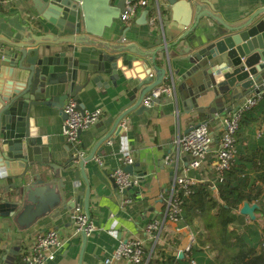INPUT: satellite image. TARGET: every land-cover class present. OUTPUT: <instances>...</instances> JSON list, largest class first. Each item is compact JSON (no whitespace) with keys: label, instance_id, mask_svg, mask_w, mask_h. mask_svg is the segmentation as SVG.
I'll return each mask as SVG.
<instances>
[{"label":"crops","instance_id":"1","mask_svg":"<svg viewBox=\"0 0 264 264\" xmlns=\"http://www.w3.org/2000/svg\"><path fill=\"white\" fill-rule=\"evenodd\" d=\"M147 1L148 5L145 7L136 2V12L128 23L117 19L111 28H105L101 38L87 36L88 39L98 41L99 44L109 45H117L120 41L121 45H125L134 54H138L141 50H153L156 47L157 37L162 36L158 17L163 14L164 38L167 42H171L173 36L179 35L181 31L170 26L168 1ZM209 1L214 6V14L225 23L243 18L246 12H253L264 5V0ZM202 8L209 9V6L204 3ZM144 11L147 12L145 17H142ZM34 16L36 13L29 0H0V43H3L4 40L12 41L14 35L15 40L19 39L18 32L26 31L27 25H30L32 33L40 35L42 32L39 20L32 19ZM203 21L216 26L215 21L211 19L205 18ZM92 45V42L82 43L76 45L75 48L79 52L82 47ZM177 48L179 46L175 49ZM171 60L173 71L180 67L174 73L175 81L180 82L181 75L188 69V64L185 61L175 62L173 58ZM151 73L153 81L156 80L159 73L153 69ZM163 81V83H169L167 80ZM199 83H201V76L197 77L193 87H191L192 84L187 86V95L182 89L177 88L171 97L165 96L160 102H154L152 106L148 105L147 110L138 113H135V110L129 111L124 115L126 128L119 131L118 134L112 130L123 113L122 106L128 101L125 89L129 87L126 84H120L117 87L110 85L105 90L103 87L89 85L91 96L86 95L84 91L79 92L84 111H93L97 108L102 110L98 121L80 133L82 148L86 156L93 152L95 145L101 139L111 137V143L107 146L102 142L101 149L96 150L93 158L86 161L82 169L78 168V180H74L73 176L74 168L77 167H72L65 173L62 172V168L71 156V148L62 135L63 117L60 107L54 104L33 107L31 117L34 126L39 135L48 137L50 140L49 161L56 165L58 170L54 172L48 164L38 162L32 163L29 170L28 168L24 170L23 164L19 161L7 162L4 167L7 177H0V191L2 190L0 196L11 202L20 200L19 195L15 193L17 186H10L8 191L6 188L16 178L14 174L19 176L23 171L29 173L25 174L26 180L49 181L51 183L49 187L52 188L53 185L59 194L63 183H65V191L69 192L64 194L63 199L54 210H50L35 221H32V207L20 210V212L26 211L19 221H16L13 216L0 215V264H14L21 252L31 245L39 231L50 229L57 230L64 241L45 264H104V258L113 251L120 241L139 239L145 248L150 247V239L144 231L145 226L154 218L163 217L174 172L177 167L178 172H182L183 166L190 159L187 154L182 153L178 162L175 161L173 164L167 165L163 162L164 156L176 153V137L198 123L200 113H205L207 117L209 129L214 134V144L205 155L201 168L189 171L188 176L199 182L212 181L208 173L216 163V152L219 146L216 129L220 116L224 113L218 115L208 113L207 109L213 103L214 93L210 89L198 91L195 85ZM253 93L245 95L238 101V104ZM139 94L140 92L137 97ZM262 102H264V98L252 109L246 111L241 119L236 133L237 155L234 161V166L239 169L237 176L248 179V186L245 187L244 193L251 197L252 202L249 203H257L259 206L255 210L257 222L264 219V182L260 178L264 172V158L260 156L262 153L264 154V103ZM218 109L220 110V106ZM122 152H128L132 156L135 166L132 174L136 177L137 182L128 192L120 194L113 187L110 173L120 165L119 157ZM94 157H99L101 164ZM62 175L64 177H61ZM54 178L61 181L53 182ZM73 188L81 192L80 195L73 192ZM10 193L12 195H9ZM214 195H217V189L214 191ZM125 199H129L128 202H125ZM85 201H87L89 217L98 230L88 237L71 235L73 207L80 204L85 209ZM232 225L240 232L246 231V226H253L251 219L240 213ZM258 227V230L262 232L264 224L263 226L258 225ZM163 232L167 238L174 237L173 239L178 238L179 240L178 243L164 241V245L160 249L165 255L171 254L178 258L177 254L180 251H186L190 244L191 257H194L198 264H215L213 254L209 252L203 241L199 223L187 226L181 221L177 223L165 221ZM188 256L190 255L183 254L182 258H179L181 261L174 262V264H189L186 259Z\"/></svg>","mask_w":264,"mask_h":264},{"label":"water","instance_id":"2","mask_svg":"<svg viewBox=\"0 0 264 264\" xmlns=\"http://www.w3.org/2000/svg\"><path fill=\"white\" fill-rule=\"evenodd\" d=\"M29 1L36 13L32 19L39 20L42 33H32L30 25H27L26 31L18 32L19 39L15 40L14 35L12 41L0 43V177H7L4 167L7 162L14 161L23 164L24 170L38 162L48 164L57 172L56 165L49 161L50 140L39 135L31 117L32 108L54 104L62 112L65 100L73 98L78 109L84 111L79 92L84 91L91 96L89 85L105 90L110 85L126 84L129 87L125 89L128 101L122 106L123 113L118 121L129 111L138 113L147 110L154 102H160L164 95L152 98L149 106L142 103L145 97L151 96L154 88L167 84L163 80L169 82L174 92L178 88L187 95V86L192 84L193 87L197 77L201 76V83L195 88L213 91L214 100L207 109L211 115L234 110L245 95L264 89V5L253 12H246L243 18L225 23L214 14V6L209 0H167L170 26L181 33L167 42L163 33V14H160L162 36L157 37L156 47L134 54L120 41L117 45L99 44L87 37L101 38L105 28H111L114 21L120 19L127 0ZM204 3L209 9L202 8ZM205 18L215 21L216 26L203 21ZM91 42L92 46H84L79 52L75 48ZM177 46L179 48L175 49ZM171 58L188 64L180 82L174 79V73L180 67L173 71ZM152 69L159 73L154 81ZM200 115L194 126L207 122L205 113ZM62 117L65 118L63 112ZM114 130L115 134L119 133L116 125ZM104 139L95 145L79 167L74 168V180L79 179L78 168L82 169L84 163L93 158ZM70 161L71 157L62 168L63 173L72 168ZM134 167L130 164L124 170L132 174ZM25 174L29 173L14 174L17 179L6 188L8 191L10 186H17L15 193L19 195V201L11 202L0 196L1 216H13L19 221L26 211L20 210L32 207V221H35L54 210L64 194L69 192L65 191L63 182L59 194L53 185L49 187V181L26 180ZM57 180L61 181L54 178L53 182ZM112 182L116 188L113 178ZM72 191L81 193L75 188ZM258 208L257 203L244 201L238 212L255 220ZM85 211L88 213L87 201ZM183 254L180 251L178 258Z\"/></svg>","mask_w":264,"mask_h":264},{"label":"built area","instance_id":"3","mask_svg":"<svg viewBox=\"0 0 264 264\" xmlns=\"http://www.w3.org/2000/svg\"><path fill=\"white\" fill-rule=\"evenodd\" d=\"M140 6H147V0L138 2ZM137 8V3L132 0L126 1V9L120 16V21L128 23L134 16ZM173 88L169 84L154 88L151 96L143 99V104L148 106L152 98L160 96H172ZM264 98V89L257 93L247 96L239 105L230 111H226L220 116V121L217 125L216 134L218 135V149L216 152V169L219 172L228 170L234 163L237 155L236 148V132L239 128L240 121L246 111L252 109L257 103ZM62 112L65 118L62 122V135L71 148L70 166L79 167L86 157L82 148L80 132L89 126L95 124L101 113V108L93 111H80L77 101L69 98L62 107ZM218 115V114H216ZM116 128L122 131L126 128V119L122 117L117 121ZM214 141V134L210 131L207 122H201L196 126H192L189 130L179 134L175 139L176 153L167 154L164 156L163 162L167 165L178 162L180 154H187L190 159L182 168V172H178L176 168L172 187L168 197L165 213L162 218H154L145 226V233L148 235L152 246L145 248L143 242L139 239L120 241L113 251L104 258V264H148L154 245L156 244L161 229L165 221L177 223L181 221L180 205L182 200L175 195V188L182 190L184 193L189 192V187L195 185L199 181L188 176L189 171H196L201 168L202 161L205 155L210 151ZM111 137H106L103 140V145L109 146ZM101 164L99 157H94ZM120 165L115 167L110 176L113 178L118 193H126L125 189L133 186L137 179L130 172L124 170V167L133 164V158L128 152H122L119 157ZM213 191H216L215 185L212 186ZM125 191V192H124ZM128 192V191H127ZM129 199H125L128 202ZM98 228L91 221L88 213L80 204L73 207L71 215V235H83L88 237L92 235ZM64 239L57 230L39 231L31 243L25 250L21 252L17 261L14 264H45L52 258L55 251L58 250ZM191 245L187 246L189 249ZM178 255V254H177ZM174 264V263H173ZM190 264H198L194 259H191Z\"/></svg>","mask_w":264,"mask_h":264},{"label":"trees","instance_id":"4","mask_svg":"<svg viewBox=\"0 0 264 264\" xmlns=\"http://www.w3.org/2000/svg\"><path fill=\"white\" fill-rule=\"evenodd\" d=\"M140 1L132 0L133 3ZM237 172L239 169L234 166V163L224 172H219L214 164L208 173L212 181L198 182L189 187L188 193L175 188L176 197L182 200L181 222L187 226L199 223L203 241L209 252L213 254L215 264H264V238H261L262 234V237L264 236V229L262 232L255 228L240 232L231 227L239 214L240 204L244 201L252 202L251 197L244 193L245 187L248 186V179L238 177ZM260 178L264 182V172ZM214 185L217 189L216 196L212 189ZM173 238H167L162 227L148 264H173L181 261L175 255H165L160 249L164 241L179 242L178 238L176 240ZM151 246L152 241H150ZM183 253L190 255L186 258L189 264L191 259L197 262L194 257H191L192 248Z\"/></svg>","mask_w":264,"mask_h":264},{"label":"rangeland","instance_id":"5","mask_svg":"<svg viewBox=\"0 0 264 264\" xmlns=\"http://www.w3.org/2000/svg\"><path fill=\"white\" fill-rule=\"evenodd\" d=\"M259 103V102H258ZM257 103V104H258ZM262 103H264V102H262ZM261 103V104H262ZM241 122V121H240ZM261 157H263L264 158V154L262 153L261 155H260ZM263 174V173H262ZM252 221V225L253 226H246V228H245V230L246 229H250V228H255L256 230L259 228L258 227V225L259 226H263V224H264V219H260V220H258V222H257V220H251ZM261 224V225H260ZM231 227H233V225L231 226ZM261 230H263V229H261ZM258 235H260V233H258ZM263 235V234H262ZM262 235H261V238H264V236L262 237ZM261 247H262V245H261ZM260 248V247H259Z\"/></svg>","mask_w":264,"mask_h":264}]
</instances>
